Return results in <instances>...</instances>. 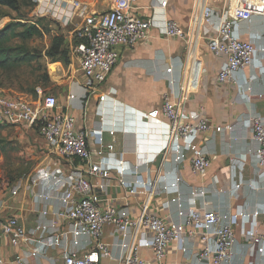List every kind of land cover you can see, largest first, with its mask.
<instances>
[{
  "label": "crops",
  "instance_id": "crops-1",
  "mask_svg": "<svg viewBox=\"0 0 264 264\" xmlns=\"http://www.w3.org/2000/svg\"><path fill=\"white\" fill-rule=\"evenodd\" d=\"M162 1L138 0L135 15L151 21L153 28L148 38L133 48H119V61L102 86V93L109 95L104 103L95 96L86 109L83 107L81 86L85 78L74 54L77 64H70L59 76L60 87L56 91L59 112L73 116L79 130H103L102 148L95 139L89 141L93 160L112 168L110 179L105 181L104 193L99 189L95 191L100 207L125 209L131 217L138 218L147 206L149 214L170 223L178 220L177 205L171 202L172 198L178 197L186 207L194 198L192 193L203 190L205 195L196 199L197 207L230 217L237 238L232 264H264V254L256 253L250 257V241L242 236L240 229L244 215L250 221L254 212L264 210V183L253 156L257 146L251 139L252 119L264 116V58L255 55L252 68L238 72L228 84H218L217 76L224 60L212 56L201 38L198 45L194 42V50L190 52L192 47L188 39L165 34V24L170 21L183 32L187 31L197 0H168L166 7L162 6ZM237 1L224 0L207 7L220 16L226 6ZM58 3L72 18L67 29L77 33L87 16L109 12L116 0H58ZM75 3L77 8H74ZM241 3L255 13L250 21L239 24L237 33L245 42L264 46V0H241ZM198 35L192 29L190 41L197 40ZM189 57L194 59V69L185 83ZM170 68L172 72L168 73ZM165 94L171 96L185 118L193 122L206 119L211 127L199 141L201 150L212 160L206 178L195 177L188 160L175 164L171 157L161 153L167 120L162 117L152 120L148 116L161 109ZM71 95L74 100L70 99ZM218 127L224 128L221 133L216 132ZM110 131L115 132L114 136L109 134ZM108 146L114 149L109 150ZM55 160L57 157L50 152L44 167ZM120 164L125 168L124 176L117 172ZM59 165L67 174L84 169L76 160H64ZM176 178H180L181 183L177 188H171ZM214 178L218 179L217 185L213 183ZM146 182L153 185V194L149 189L137 187ZM165 184L168 190H164ZM23 185L18 196L10 195L0 203V218L17 216L27 229L44 226L50 235L54 230L52 223L57 220L56 215L62 207L61 194L47 187L29 186L25 182ZM44 194L51 197L49 201L42 200ZM59 226L62 231L69 228L65 222ZM262 234L264 227L259 225L257 235ZM138 239L139 236L133 234L125 239L107 228L102 241L111 246V257L102 259L100 264H121L120 258L125 251L121 244H133ZM86 241L83 239V247ZM191 242L190 249L195 252L202 249L200 240ZM61 246L50 250L47 257L31 258L28 247L13 248L7 239H2L0 259L12 264L17 254H24L29 264H61L65 243ZM139 256L148 264H156L148 244L141 246ZM191 263L188 258L177 257L176 244L170 247L165 264Z\"/></svg>",
  "mask_w": 264,
  "mask_h": 264
},
{
  "label": "built area",
  "instance_id": "built-area-1",
  "mask_svg": "<svg viewBox=\"0 0 264 264\" xmlns=\"http://www.w3.org/2000/svg\"><path fill=\"white\" fill-rule=\"evenodd\" d=\"M137 3L138 0H116L109 12L87 16L76 33L80 42L74 54L79 59L80 70L85 78L81 86L82 105L85 109L95 96L99 97L100 103L107 100L109 95L102 93V86L119 61V48H133L147 39L153 28L151 21L142 20L135 15ZM167 3L168 0H163L162 6L166 7ZM77 6L75 3L74 8ZM38 10L51 15L64 28H68L72 22L58 0L40 1ZM254 13L241 0L226 6L224 14L220 16L209 7L200 12L195 5L186 32L174 21H170L165 24V34L187 40L191 30L199 28L200 38L208 52L224 60L217 82L225 85L232 82L238 72L252 68L255 55L259 54L264 58V46L257 47L251 42H245L237 33L239 24L250 21ZM171 72L172 69H168V73ZM36 94V101L31 102L19 96H10L0 88V125H17L26 129L40 126L41 138L58 161L55 160L37 172L34 185L60 193L62 207L56 215L57 220L52 223L54 230L50 235L44 226L27 229L17 216L0 218V240L7 239L13 248L28 247L31 258L47 257L50 250L59 249L65 243L61 264H100L102 259L111 257V246L102 241L107 228H110L111 233H119L125 239L129 234L139 236L138 241L133 244H121L125 250L120 258L121 264H148L139 256L141 246L147 244L152 249L156 264H165L173 244H176L177 257L188 258L191 264H232L237 238L230 217L221 216L211 209L198 208L196 199L205 195L203 190L194 191V198L186 207L178 197L172 198L171 202L177 205L178 220L170 223L149 214L147 206L143 207L138 218L131 217L125 209L100 207L95 191L99 189L104 193L107 187L105 181L110 179L112 168L109 164L93 160L89 141L95 139V143L102 148L103 130L77 129L73 116L59 112L60 104L55 96L46 94L41 88L36 89ZM74 98L73 95L70 96L71 100ZM148 117L152 120L161 117L167 120L161 153L171 157L175 164L188 160L192 174L206 178L212 160L201 150L199 141L211 129L207 120H188L168 94L163 96L161 109L151 112ZM223 129L218 127L216 132L221 133ZM109 134L114 136L115 132L110 131ZM251 139L257 146L253 156L264 183V116L252 119ZM108 149L114 148L108 146ZM62 159L79 161L84 169L67 174L59 165ZM118 166L117 172L124 176L125 168L121 164ZM213 181L215 185L218 184L217 178ZM180 183L181 179L176 178L170 187L177 188ZM23 184V180L17 181L12 186L10 195L18 196L24 188ZM137 187L149 189L153 194V185L149 182L140 183ZM164 190H168L166 184ZM41 198L49 201L51 197L44 194ZM61 222L67 223L69 228L60 230ZM259 225L264 227V210L254 212L250 221L244 215L240 223L242 236L250 241L248 246L250 245L251 258L256 253L264 254V234L257 235ZM83 239L87 240L85 247L82 246ZM195 239L200 240L203 245L197 252L190 249L191 241ZM29 263L24 254H17L12 262ZM0 264L6 262L0 259Z\"/></svg>",
  "mask_w": 264,
  "mask_h": 264
},
{
  "label": "rangeland",
  "instance_id": "rangeland-1",
  "mask_svg": "<svg viewBox=\"0 0 264 264\" xmlns=\"http://www.w3.org/2000/svg\"><path fill=\"white\" fill-rule=\"evenodd\" d=\"M40 1L43 0H16V9L0 6V32L7 31V45L15 49L13 55L23 63L10 71L0 69V88L10 96H19L31 102L37 99V88L57 97L59 76L63 69L77 64L74 56L76 33L64 28L48 13L39 11ZM221 1L224 0H197L196 7L203 12L205 7ZM32 28H37L39 34L29 37L33 33ZM194 31L199 34L200 29L194 28ZM56 36L65 39L70 58L68 66L61 62L52 63L46 57ZM199 39L200 34L197 40L190 41L188 38L192 47L190 52L194 50V42L199 44ZM190 58L187 60L185 83L194 69V59ZM39 127L28 130L17 125L0 126V149L3 150L0 156V203L10 197V190L17 181L23 180L29 186L35 184L36 173L44 167L50 150L39 134ZM64 160L68 161L62 159L60 163Z\"/></svg>",
  "mask_w": 264,
  "mask_h": 264
},
{
  "label": "trees",
  "instance_id": "trees-1",
  "mask_svg": "<svg viewBox=\"0 0 264 264\" xmlns=\"http://www.w3.org/2000/svg\"><path fill=\"white\" fill-rule=\"evenodd\" d=\"M0 6L9 7L11 9L17 8L16 0H0ZM32 29L33 33H30L29 37L39 34V30H37V28ZM79 42L80 41L77 39V45ZM7 43H9V39L7 36V31L5 30L0 32V69L10 71L14 67H21L23 63L21 59L13 55L15 53V49L9 47ZM46 57L51 60L52 63L61 62L66 66L70 64L69 54L66 50L65 39L63 37L56 36L53 38L51 48L47 51ZM2 154L3 150L0 149V156Z\"/></svg>",
  "mask_w": 264,
  "mask_h": 264
}]
</instances>
